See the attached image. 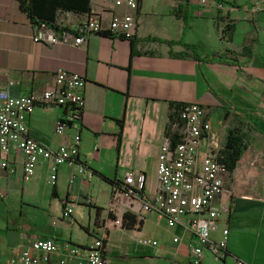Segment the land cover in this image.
<instances>
[{
    "label": "crops",
    "instance_id": "crops-1",
    "mask_svg": "<svg viewBox=\"0 0 264 264\" xmlns=\"http://www.w3.org/2000/svg\"><path fill=\"white\" fill-rule=\"evenodd\" d=\"M91 2L46 0L47 10L32 19L19 0H0V94H40L53 87L60 72L86 80L79 129L57 134L67 112L61 107H39L29 118L30 136L52 150L79 140L86 172L62 165L52 186L48 165L42 162L34 178L24 182L23 156L17 151L6 156L16 172L0 168V216L6 220L0 223V264H21L20 252L37 239L86 247L96 237L106 238L107 264H191L198 241L186 228L187 219L176 225L156 213L142 214L135 200L121 197L114 204V197L128 172H137L136 186L145 196L157 194L171 105L193 103L206 109L212 123L211 135L200 143L199 162L209 152L220 154L230 131L245 138L240 162L225 177L221 202L230 210L222 215L219 232L211 234L217 241L229 229V257L220 261L207 249L202 264L235 259L264 264V9L255 11L250 0H210L205 5L200 0H140L135 45L108 35L91 36L80 47L34 42L39 32L47 41L54 34L60 37L46 24L53 15L59 28L72 30L87 19ZM73 172L77 177L70 183ZM12 200L41 212L56 208L61 214L51 224L25 231L10 226ZM67 204L73 223L62 218ZM126 214L142 224L122 228L108 222L110 216L120 222ZM74 223L82 236L75 234ZM64 227L72 229L69 235L62 233ZM63 253L40 264H57Z\"/></svg>",
    "mask_w": 264,
    "mask_h": 264
},
{
    "label": "built area",
    "instance_id": "built-area-1",
    "mask_svg": "<svg viewBox=\"0 0 264 264\" xmlns=\"http://www.w3.org/2000/svg\"><path fill=\"white\" fill-rule=\"evenodd\" d=\"M250 1L254 3L255 11L264 9V0ZM208 2L210 0H200L204 5ZM139 7L140 0H92L86 20L72 30L61 33L60 37L54 34L51 41L41 38L39 32L34 42L71 43L80 47L91 36L101 34L133 39L139 28ZM118 9L124 12L118 13ZM85 86L84 77L60 72L55 77L53 87L40 94L19 98L0 94V168L14 174L16 170L6 156L17 151L23 156L24 182L34 178L42 162L48 165L47 182L52 186L56 185L58 169L62 165L75 167L85 173L86 167L79 160V140L64 143L57 150H52L33 139L29 133V118L39 107H61L67 110L66 118L57 125L58 135L62 136L68 128L79 129L85 107ZM171 132L159 155L157 194L153 198L145 196L141 188L137 189V172H128L125 182L116 189L114 204L122 197L139 202L142 214L156 213L176 225H184L187 219L186 228L198 241L192 249L191 264H202L207 249L218 260L226 262L229 257V229H223L217 241L212 239L211 234L219 232L220 219L230 210L228 205L221 202L225 194V177L229 171L220 163L219 153L209 152L199 162L200 143L212 132L206 109L198 103L188 104L181 119L174 118ZM174 133L178 135L176 138ZM76 177L73 172L70 183H74ZM0 196L4 195L0 193ZM72 214V207L65 205L62 218L73 223ZM107 225L104 223L102 228H107ZM61 250L64 253L57 264H107L104 237H96L86 247L55 239H37L30 248L20 252L18 259L21 264L48 263L51 256ZM228 264L245 263L235 259Z\"/></svg>",
    "mask_w": 264,
    "mask_h": 264
},
{
    "label": "trees",
    "instance_id": "trees-1",
    "mask_svg": "<svg viewBox=\"0 0 264 264\" xmlns=\"http://www.w3.org/2000/svg\"><path fill=\"white\" fill-rule=\"evenodd\" d=\"M21 4V8L24 12H26L32 19L34 17L40 14H43V10H47L46 8V0H19ZM59 3V2H58ZM57 3V4H58ZM72 6H66V9H71ZM91 7V5H90ZM90 12V8H89ZM52 30L55 31L57 34H61L63 32H68L70 31L67 28H59L55 24V16L53 15L51 17V20H49L46 23ZM101 35H108L112 36L110 34H101ZM126 39V38H124ZM130 40L133 45L136 44V37L133 39H127ZM170 45H173V43H169ZM187 104H172L171 105V119H170V127H172V124L174 122V118H179L181 119V116L184 114L185 109L187 108ZM183 124V123H182ZM181 124V126H183ZM171 130L167 133V136L172 135ZM178 135L177 133H174V137L176 138ZM245 138L244 135L238 131V130H232L230 131L227 142L225 144L224 149L220 152L219 154V161L222 165L225 166V168L229 172H233L238 163L241 160V157L243 155V151L245 149ZM174 143V142H173ZM104 179H106L104 176H102ZM55 192V189H54ZM108 222L112 223L116 227H122V228H131V227H136L140 226L142 224V220H139L136 218V216L132 214H126L124 218L118 222V220L114 219L113 216H110ZM104 242L106 243V238L104 237Z\"/></svg>",
    "mask_w": 264,
    "mask_h": 264
},
{
    "label": "rangeland",
    "instance_id": "rangeland-1",
    "mask_svg": "<svg viewBox=\"0 0 264 264\" xmlns=\"http://www.w3.org/2000/svg\"><path fill=\"white\" fill-rule=\"evenodd\" d=\"M19 202L21 203L20 200ZM19 202H15V200L11 201V204H13V209H11L9 213V221L11 227H14V225H19L22 226L25 231H28V229H32V227L35 228V225H38L40 223L49 222L51 224L52 220L58 219V214H61L60 210L56 208L52 209V211L50 212H41L29 207L27 204L21 205ZM0 205L4 206L2 203H0ZM0 223H6V220L5 218H3V216H0ZM64 228L65 229L61 230L62 233L64 235H69L72 229H68V227ZM73 229L75 231V234L78 236H82L84 234V231L80 229L79 226L75 223Z\"/></svg>",
    "mask_w": 264,
    "mask_h": 264
}]
</instances>
